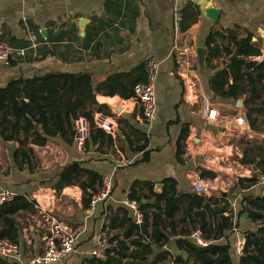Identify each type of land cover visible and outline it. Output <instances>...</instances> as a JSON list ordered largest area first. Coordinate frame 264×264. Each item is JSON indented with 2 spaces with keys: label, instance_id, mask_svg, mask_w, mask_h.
I'll use <instances>...</instances> for the list:
<instances>
[{
  "label": "crops",
  "instance_id": "1",
  "mask_svg": "<svg viewBox=\"0 0 264 264\" xmlns=\"http://www.w3.org/2000/svg\"><path fill=\"white\" fill-rule=\"evenodd\" d=\"M201 3L203 0H0V40L13 47H26L23 17L39 36L35 55L30 53L0 64V88L13 79L47 73L87 72L96 85L114 74L131 73L141 65L143 72L133 73V77L140 75L143 82L145 61L153 59L159 64L154 87L157 111L149 122L142 118L134 98L124 100L117 95L95 94L96 103L105 107L107 115L95 112L93 124L97 114L107 119L112 132H103L111 137V145L104 138L84 148L78 147L76 137L71 144L53 137L39 146L31 142V132L18 134L21 140L26 139L23 145L18 141H3L0 137V185L34 203L31 210H18L9 216L17 231L19 254L17 258L0 256V259L28 264L32 258L43 254L51 222L55 220L67 224L76 233V242L74 252L54 264H86L84 260L89 258L87 254L98 235L103 234L106 245L109 237H123V229L108 226L113 211L122 208L136 225H143L141 205H153V195L162 194L167 179L175 183L179 211L172 219H165L160 213L169 243L163 247L152 244L154 253L149 260L163 252L168 253V258L178 254L185 259L175 242L188 239L194 244L190 236L199 230L195 214L201 210L191 198L195 194L194 182L214 186L236 184L230 192L202 194L204 204L209 199L211 207L221 208L224 199L233 208V223L237 227L226 235L230 252L234 250L236 254L237 244L244 240L243 233L255 228L247 215L241 213L242 197L264 195V184L260 181L264 177V131L259 123L257 130L250 128L247 118L250 104L246 105L245 94L237 99H226L215 96L209 89L208 79L215 70L206 66V42L212 31L249 35L259 47L263 60L264 0H215L212 5L219 15L212 21L202 14ZM175 5L180 9L184 27L177 45H174L172 30ZM81 20L86 21L83 32L78 26ZM219 42L216 38L215 44L221 48ZM198 49L205 50L203 68L199 65ZM221 54L209 67H224L230 55L223 51ZM238 100L244 101L241 108L236 107ZM210 110L215 111L214 120L207 118ZM263 116L264 112L252 114L258 120ZM237 118L243 119L242 125L236 123ZM72 125L75 136L74 122ZM86 125L88 133L87 122ZM184 127L188 134L177 156L176 142ZM94 128L99 129L95 124ZM141 146H144L143 152L137 150ZM143 153H148L145 161H141ZM78 167L98 174L102 180L112 181L109 199L93 210L89 205L83 208L82 191L76 183L60 185ZM83 179L84 176L79 178ZM242 179L256 182L248 189H241L238 183ZM158 184L161 188H156ZM132 187L136 197H141V203L129 199ZM215 200L216 204H212ZM125 201L136 202L137 211H132ZM160 207L163 208L164 203L161 202ZM146 212L149 235L151 215L156 210L149 208ZM4 218L8 215L1 211L0 230L5 229ZM208 219L206 215L205 222ZM141 242L149 245L152 240L144 236Z\"/></svg>",
  "mask_w": 264,
  "mask_h": 264
},
{
  "label": "trees",
  "instance_id": "2",
  "mask_svg": "<svg viewBox=\"0 0 264 264\" xmlns=\"http://www.w3.org/2000/svg\"><path fill=\"white\" fill-rule=\"evenodd\" d=\"M182 30H184L183 26ZM216 38L219 39L221 48L215 44ZM229 46L231 48H228ZM206 48L208 52L205 58L206 66L208 69L215 70L208 79L211 92L215 96L226 99H237L239 95L245 94L246 105L250 104L247 111L250 128L257 130L256 125L259 123L262 126L261 130L264 131V116L261 120L252 117V114L264 112V59L261 62L251 60L261 56L257 44L251 41L249 35L242 37L232 31H212L207 38ZM219 48L226 55H230V58L224 63V67H209L213 59L222 55ZM133 70L131 73L109 76L96 85L93 84L91 74L87 72L47 73L40 77L10 80L5 87L0 88V137L3 141H18L23 145L26 139L21 140L18 134L22 132L23 135H27L31 132V142L35 145H44L49 138L53 137H59L65 143L71 144L75 137L72 124L77 119L83 118L89 127L84 148H87L90 143L96 145L97 140L104 138L107 144L111 145V137L105 135L100 129L94 128V113L104 112L107 115L105 107L96 103L95 94L109 97L117 95L124 100L133 98V86L143 80L140 75L133 77V73L143 72V65ZM187 134V128L184 127L176 142L177 156L181 154L182 142ZM137 150L143 152L144 146ZM147 154L143 153L141 161L148 159ZM81 176L85 179L79 180ZM255 182L254 179H242L238 186L241 189H248ZM73 183L81 189L83 208L87 209L89 197L101 188L102 178L92 171L78 167L75 173L64 178L60 185L69 186ZM163 185L162 194L153 195L155 197L153 205H141V210L144 212L143 225H136L122 208L113 211L108 226L110 229L116 227L123 229V237L121 239L117 235L109 237L108 248L103 259L89 257L84 262L86 264H157L158 261H165L167 252L149 260L154 253L152 244L163 247L169 243V235L165 232L163 221L164 218L172 219L179 211L180 199L175 198L176 186L173 180L167 179ZM151 194H153L152 191ZM191 198L197 208H201L195 214V218L199 221V231L210 245L201 248L188 239H178L175 242L176 248L184 253L185 259L176 257L175 263L234 264L226 233L232 231L237 225L233 223L232 218L226 216V212L230 210L229 203L222 199V207L217 208L210 206L209 199L204 204L203 195L193 194ZM129 199L141 203V197H136L133 187ZM161 202L164 203L163 208L160 207ZM212 204H216V200ZM33 205V202L17 197L11 203L0 206V212L8 215V218L2 220L5 229L0 230V238H7L17 243V231L14 228L13 219L9 216L14 215L18 210H31ZM149 208H154L156 212L151 215V231L148 235L149 214L146 210ZM160 213L164 214V218ZM241 213L247 215L255 228L243 233L244 244L238 255L237 264H264V195L242 197ZM184 214L187 215V211ZM206 215L209 219L205 222ZM134 235L137 237L131 239ZM144 236H149L152 243L146 245L141 242ZM131 246L134 248L130 249ZM0 264L16 263H7L0 259Z\"/></svg>",
  "mask_w": 264,
  "mask_h": 264
},
{
  "label": "built area",
  "instance_id": "3",
  "mask_svg": "<svg viewBox=\"0 0 264 264\" xmlns=\"http://www.w3.org/2000/svg\"><path fill=\"white\" fill-rule=\"evenodd\" d=\"M39 1V0H30ZM177 5V4H176ZM175 5V6H176ZM24 27L27 33L28 45L26 47H13L7 41L0 40V64H6L10 60L17 58H24L30 53L35 55L38 46V37L33 33L27 23L25 17L22 18ZM174 45H177L182 38V16L178 6L173 11L172 22ZM43 41L45 39L42 38ZM254 62H261L262 56L251 59ZM145 81L138 82L133 86V98L139 107L142 118L149 122L153 120L157 108L154 87L159 76V64L153 60L148 59L144 63ZM207 118L209 120L215 119V111L210 110ZM236 123L242 125L243 119L237 118ZM94 124L97 128L106 133L112 132V127L107 123V119L101 114H97L94 118ZM75 137L77 139L78 147H83L87 137V125L85 119L74 121ZM261 183L264 184V177L261 178ZM101 188L97 193H94L89 199V209L93 210L96 205L109 199L112 191V181L109 178H103ZM193 191L197 195L205 193L204 185L200 182L193 183ZM17 195L0 185V206L11 203L15 200ZM124 204L132 211L136 212L138 205L134 201H125ZM51 222L50 237L46 239V248L43 254L32 258L28 264H54L65 259L69 254L74 252V245L76 242V233L71 231L67 224L58 223L55 220ZM50 224V221L47 219ZM194 244L201 248H206L210 242L205 240L202 233L197 230L191 236ZM244 240L236 246V254H240ZM108 246L104 242L103 234L97 236L95 245L88 252L89 257H96L103 259L106 255ZM19 254V246L17 243L10 241L7 238H0V256L8 258H17Z\"/></svg>",
  "mask_w": 264,
  "mask_h": 264
},
{
  "label": "water",
  "instance_id": "4",
  "mask_svg": "<svg viewBox=\"0 0 264 264\" xmlns=\"http://www.w3.org/2000/svg\"><path fill=\"white\" fill-rule=\"evenodd\" d=\"M215 0H203V3H201L200 6V10L204 13H202L205 18L209 19V20H216L218 18L219 12L214 8V6L212 5V3ZM210 2V5H208V3ZM86 21L85 20H81L78 24L79 29L81 32H83L84 30V25H85ZM204 55H205V50L204 49H198L197 50V56H198V61H199V65L200 68H203V60H204ZM244 101L242 100H238L236 102V107L237 108H241L243 105ZM156 188H161V185L158 184L156 185ZM155 192H157V189H155Z\"/></svg>",
  "mask_w": 264,
  "mask_h": 264
},
{
  "label": "rangeland",
  "instance_id": "5",
  "mask_svg": "<svg viewBox=\"0 0 264 264\" xmlns=\"http://www.w3.org/2000/svg\"><path fill=\"white\" fill-rule=\"evenodd\" d=\"M32 31H33V29H32ZM35 34H37V33H35ZM38 38H39V36L38 35H36ZM236 185V184H235ZM235 185L234 184H222V185H213L212 183H207L206 185L204 184V188H205V193L203 194V195H213V194H215V193H217L218 195L220 194V193H225V192H230V190H232V187L234 186L235 187ZM214 188H216V190H213ZM226 216H228V217H230V218H232L233 219V221L235 220V217H234V213H233V208L230 206V210H228L227 212H226ZM235 222V221H234ZM238 237H239V235H238ZM236 239L238 240V238L236 237ZM240 239V238H239ZM237 240L236 241H234L233 242V244H237ZM228 241V240H227ZM224 242V241H223ZM229 242V241H228ZM230 254L232 255V257L234 258L233 259V262H234V264H237V260H238V256L235 254V252H234V250H233V252L231 253L230 252ZM173 255H175V256H173ZM172 256H170L167 260H166V262H164L163 264H176L175 263V258L176 257H179V256H177L178 254H173ZM236 257V258H235ZM184 259V258H183Z\"/></svg>",
  "mask_w": 264,
  "mask_h": 264
}]
</instances>
